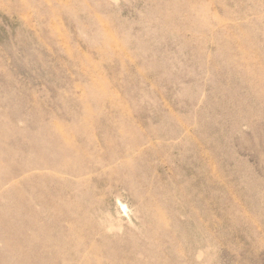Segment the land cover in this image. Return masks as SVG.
<instances>
[{"label":"rangeland","instance_id":"374dc122","mask_svg":"<svg viewBox=\"0 0 264 264\" xmlns=\"http://www.w3.org/2000/svg\"><path fill=\"white\" fill-rule=\"evenodd\" d=\"M0 264H264V0H0Z\"/></svg>","mask_w":264,"mask_h":264}]
</instances>
